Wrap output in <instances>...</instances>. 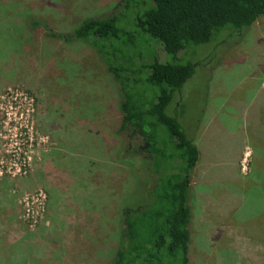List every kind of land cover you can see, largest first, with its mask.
<instances>
[{"label":"rangeland","instance_id":"1","mask_svg":"<svg viewBox=\"0 0 264 264\" xmlns=\"http://www.w3.org/2000/svg\"><path fill=\"white\" fill-rule=\"evenodd\" d=\"M120 1L10 0L0 17V264H112L123 208H141L149 199L152 156L137 131L120 130L122 97L101 57L84 42L66 43L42 29L28 31L22 23L29 10L46 17L56 32L68 33L85 17L114 14ZM123 11L119 24L134 28L128 26L137 6ZM129 41L134 53L129 49L128 56L147 50L142 40ZM193 47L198 55L184 62L194 63V74L167 109L191 133L209 98V84L215 85L203 118L204 138L195 139L199 144L206 139L208 146H201L199 163V180L205 183L194 188L190 201V264H264V242L257 241L264 240V221L247 220L257 211L248 208L243 214L237 201L224 196L242 189L230 186L231 169L213 168L217 171L209 177L200 168L222 159L214 138L222 132L212 126L221 110L215 100L221 86L226 91L220 100L249 88L264 90V15L227 51L214 50L212 43ZM165 55L158 52L160 60ZM209 72L214 77L206 82ZM256 105H261L257 98ZM252 155L245 146L239 173L247 178L253 168L255 180L264 183V153ZM224 157L232 161L236 154ZM213 182L225 183L217 192L222 201L212 199Z\"/></svg>","mask_w":264,"mask_h":264},{"label":"trees","instance_id":"2","mask_svg":"<svg viewBox=\"0 0 264 264\" xmlns=\"http://www.w3.org/2000/svg\"><path fill=\"white\" fill-rule=\"evenodd\" d=\"M9 2L0 0V17ZM132 4L137 11L128 26L134 28L129 29L119 20H124L123 9ZM262 15L264 0H121L114 14L85 17L68 33L56 32L46 17L32 11L22 15L23 28L28 31L42 29L47 37L84 42L96 51L122 97L120 130L137 131L152 156L155 180L147 192L149 199L135 205L141 208H123L112 264H190V183L200 153L193 139L195 127L188 132L187 125L167 109L194 74V63L184 62L198 55L193 46L212 43L214 50L224 46L227 51ZM133 37L142 40L147 50L133 54L129 41ZM129 49L131 56L126 52ZM159 51L171 55L172 61L166 55L160 60ZM262 97L264 101V92ZM179 106L174 105L172 112ZM262 114L264 117V105ZM251 141L255 152L262 149L260 137ZM251 189L258 198L248 202L261 208L256 219L264 221V183Z\"/></svg>","mask_w":264,"mask_h":264},{"label":"crops","instance_id":"3","mask_svg":"<svg viewBox=\"0 0 264 264\" xmlns=\"http://www.w3.org/2000/svg\"><path fill=\"white\" fill-rule=\"evenodd\" d=\"M217 68H219V65L217 66ZM210 73V72H209ZM214 73H212L211 78L213 80L212 77H214L213 75ZM212 82V81H211ZM214 84H209L208 87V100L205 101L204 103V108L202 113L199 115L198 118V125L195 126V132H194V143L196 144V146L198 147L199 150V161L196 165V167L194 168V171L191 175V195H190V201H191V197H192V193L194 188L197 189L198 186H200L202 188V184L205 183L204 180H199L200 178V173H199V163L200 160L202 159L201 154L202 152V148L201 146H208V143L206 141V139H204L200 144L198 142H195L196 137H202L204 138V134L202 128L204 127V116L206 115V112L209 109V104L211 103L212 99H210V96L212 97L213 92L212 90L214 89ZM229 87V86H228ZM230 89H236L235 88H230ZM250 90H246L244 92L243 95H239L237 98L234 99H221V96L223 95V93L226 91V89L221 86L220 90L217 92L218 95V99L215 100H219L220 105L221 106V110L219 112L218 115H216V117L213 119L212 121V126L214 128V131H221L222 133L218 136H215L214 138H216V153L221 155L222 154V159L220 161L216 162H212L211 163V168L209 169V167L207 165H204V167H202V165L200 166V168H205V174L210 177L213 176V171H217L218 169L220 170H227V169H231L232 171V177L231 180L235 181L233 183L230 184V186H241L242 189H234L237 190V193L234 192V190H231V192H227L226 191V195L225 198L230 197L233 201H237L238 202V209L241 211V213L245 214V212H243L245 209H248L250 211L253 212H261V208L259 206L256 205V203L254 204V201H252L251 203L248 202V200H254L257 199L253 193H252V187L256 184L262 185L263 183L261 182H257L255 180V173L253 171V168L250 170L251 173L249 175V177H245L243 175H241V173H239L238 167H239V162L241 160V157L243 156V150L245 146L250 147L252 154L254 155L256 152L254 151L253 148V144L251 139L255 136L260 137L263 140V144L261 151L264 153V117L262 114V106L264 105V101H263V97H262V92H264L263 89H261L260 87L256 88L254 90V88H249ZM258 99L261 102V105L258 106H253V103L255 102V99ZM214 99V98H213ZM263 102V105H262ZM224 106H228L227 110H225ZM231 107V109H230ZM209 133V129H207V134ZM211 135V134H208ZM218 142H221L223 144V148H221L218 145ZM234 151V152H233ZM227 153H234L236 154V158L233 159L232 161H230L231 159H227L228 157H224V154ZM252 155V156H253ZM262 157L260 156V159ZM227 159V160H226ZM216 166V167H214ZM217 170H214V169ZM209 169V171H208ZM254 178V179H253ZM261 178H264L263 175H261ZM197 179V180H196ZM215 179V178H214ZM199 180L200 183H196ZM215 181V180H214ZM264 181V180H263ZM208 183V181H207ZM206 183V184H207ZM214 184L216 183L217 185H215V189L212 191V199L217 201H222L223 199L219 198L221 193L220 189L225 185V183H218V182H213ZM228 183V182H227ZM226 183V184H227ZM245 186H248V189H245ZM244 189L245 194H242V190ZM251 189V193L247 194L246 192H248ZM207 190V189H206ZM196 192V190H195ZM217 194V196H216ZM196 197H198V195H196ZM221 203V202H220ZM219 203V204H220ZM191 205V202H190ZM214 207H217L214 206ZM191 212H192V205H191ZM255 216L256 217V213H254V215H247V220H250L251 217ZM192 218H193V212H192ZM191 218V221H192ZM190 221V224H191ZM190 224H189V230H190Z\"/></svg>","mask_w":264,"mask_h":264}]
</instances>
